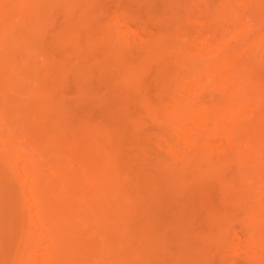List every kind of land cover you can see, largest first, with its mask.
Instances as JSON below:
<instances>
[{
	"label": "bare ground",
	"instance_id": "1",
	"mask_svg": "<svg viewBox=\"0 0 264 264\" xmlns=\"http://www.w3.org/2000/svg\"><path fill=\"white\" fill-rule=\"evenodd\" d=\"M0 264H264V0H0Z\"/></svg>",
	"mask_w": 264,
	"mask_h": 264
},
{
	"label": "rangeland",
	"instance_id": "2",
	"mask_svg": "<svg viewBox=\"0 0 264 264\" xmlns=\"http://www.w3.org/2000/svg\"><path fill=\"white\" fill-rule=\"evenodd\" d=\"M132 0H129V2H131Z\"/></svg>",
	"mask_w": 264,
	"mask_h": 264
}]
</instances>
